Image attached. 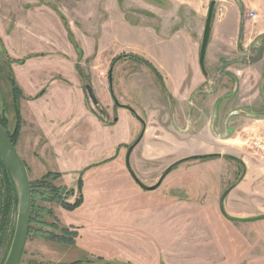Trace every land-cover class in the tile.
<instances>
[{
	"label": "rangeland",
	"instance_id": "374dc122",
	"mask_svg": "<svg viewBox=\"0 0 264 264\" xmlns=\"http://www.w3.org/2000/svg\"><path fill=\"white\" fill-rule=\"evenodd\" d=\"M211 2L204 68L196 76L199 56L198 62L194 56L200 53ZM191 78L198 89L192 98L207 102V107L197 104V132L212 118L207 130L212 138L185 140L182 151L158 153L159 143L152 139L166 116L167 130L188 138L182 136L186 121H179L176 101L163 84L187 86ZM100 80H108L115 114L103 104L107 94L99 95ZM88 106L101 125V119H110V125L103 123V134L112 132L121 143L116 151L52 145L55 135L67 138V131L72 138L90 134L95 121L87 119ZM260 117L264 0H0V121L9 133L22 127L38 145L35 163L50 171L44 175H62L64 185L59 177L47 182L66 189L82 182L77 209L44 204L52 215L43 220L67 229L74 244L50 242L32 232L20 264H264V218L236 222L226 217L264 216V156L251 147L253 139L264 138V130L250 124ZM143 132L147 138L129 156L133 178L125 158ZM144 141L154 151L144 153ZM26 147L27 153L19 151L23 162L29 156ZM184 158L157 188L147 189ZM4 191L0 180L1 201ZM16 212L17 199L15 213H8L0 264Z\"/></svg>",
	"mask_w": 264,
	"mask_h": 264
},
{
	"label": "crops",
	"instance_id": "0c3cea01",
	"mask_svg": "<svg viewBox=\"0 0 264 264\" xmlns=\"http://www.w3.org/2000/svg\"><path fill=\"white\" fill-rule=\"evenodd\" d=\"M198 56L199 55L194 56L195 62H198L197 61ZM205 56H206V54H205ZM198 65H199V63L194 64V66H195L194 73L196 76L199 75V71H200V69H199L200 66H198ZM188 76L186 77V79H188ZM194 81H195V79L193 80L191 78L190 82L188 81L187 86L186 85L185 86L179 85L176 83L175 84H163L164 90H166L167 93L171 96V98L176 101V104H177L176 106H178V110L176 111V109H175V112H176V114L179 115L178 116L179 121H181L182 119H184L186 121L185 122V126H186L185 128H186L187 132H186V134H184L182 136H184V137L187 136L188 138L178 139L177 138L178 136H176L174 133H171L169 130H167V128H166L168 125L167 119L169 117L166 116V118H163V120H162L164 122L162 124L159 123L161 130L159 127L158 131H157L158 134L156 136V139L155 140L152 139V141L159 143V145L155 149L156 152H158V153H165V152L176 153V152L182 151L181 147L183 145V142H186V141L190 142L192 139H195V138H199L200 140H203V139L206 140L207 138L208 139L212 138V133L210 131H207V130H211L212 118L211 119L209 118L208 123H205L203 125V127L200 129L201 131L197 132V129H198L197 121H196L197 104H200L203 107H207V102H206V98H201V99H197L195 97L192 98V95H194L196 93V91L198 90L196 87V81L195 82ZM98 86L100 88L99 95L102 97V96L107 94V96L109 97V98H106L104 96L105 100L102 97L103 104H105L106 106L109 107V111H111L112 114H115L114 113L115 105H114L113 98H111L110 93H109L108 80H105V82L100 80V83L98 84ZM197 100L199 102H196ZM211 107L212 106H208V111L210 113V116H212V114H211L212 108ZM88 108H89V112L87 113V115H88L87 119H90V121L94 120L95 125L98 126V129H94L95 128V125H94L93 129L92 128L90 129L89 135H87V136L82 135L85 137H82L79 134L75 133L72 135L73 136V138H72V137H70V134L72 133V131L66 132L67 138H65V135L59 136V134H57L54 136V138L51 139V144L54 145L58 149H63V150L68 149V150L77 151V152L88 151V150L92 151L93 149H100L102 147L105 150H102V151L100 150L101 152H107L110 149V147H113L114 151H116L117 146L121 145V143H118L115 139L111 138V136L113 135L112 132H111L112 135H111V133H109L111 136L108 134L107 130H106L105 134H103V129H104V128H102V127H104L103 123L105 122L106 124L108 123L110 125V119H107V118L101 119L102 120V125H101L100 121H98L99 117L96 116L95 113L92 112V108H90V106H88ZM168 111H169V107L167 106L164 109L163 114L164 115L168 114ZM204 111L207 112L206 109H204ZM252 120H254V122H252L250 124H255L254 125L255 127H258L259 129L264 130V117H260V118H256V119L254 118ZM117 121H118V118H116V116H115L113 118V123H116ZM245 125L249 126V124L247 122H245ZM145 138H147L146 132H143L142 135L140 136V139H137L139 141L137 142L136 146L138 144H140ZM31 139H33V138L31 137ZM31 139L28 138L27 136H25L24 129L21 127L20 131H19L18 139H17L16 145H15V148H16L18 154H19V151L22 152L23 154L27 153V151L24 150V147L27 146L26 148L29 151V156L26 157L24 155V158H25L24 164L27 168L29 179L31 178L32 175L37 178V177L43 176L47 172H50V171L44 169L42 167V164L35 163L34 156L35 157L38 156V153L36 152L38 145H37L35 140H31ZM112 140H113V142H112ZM142 144H143V146L146 147L144 149L145 150L144 153H147V152L149 153V152L154 151V148L149 147L148 141H144ZM19 156H20V154H19ZM184 159H186V158H184ZM128 161H129V157H128ZM114 163H116V162L114 161ZM125 165H126L127 170H129L127 167L126 158H125ZM62 177L63 176L60 175V177L58 178L59 179L58 182H60L61 185H64L62 183V180H63Z\"/></svg>",
	"mask_w": 264,
	"mask_h": 264
},
{
	"label": "trees",
	"instance_id": "16d2710c",
	"mask_svg": "<svg viewBox=\"0 0 264 264\" xmlns=\"http://www.w3.org/2000/svg\"><path fill=\"white\" fill-rule=\"evenodd\" d=\"M124 56H120L116 58L113 62H116L118 59ZM145 65L150 67V64L145 63ZM0 125L7 132L11 142L13 145H16V141L19 135V125H16L13 129L12 133H9L7 130V124L0 121ZM51 176V177H50ZM58 174L53 175H44L39 181H30L31 185V195H32V209H31V217L28 228V236L33 232L40 237L41 239L56 242L58 244L63 245H73L74 238L68 236L67 229L65 228H57V226L51 222L47 223L43 219V217H50L52 215V211L46 205L47 203H57L64 210L73 211L80 207L83 202L82 192V182L81 179L77 182L76 188L66 189L54 186L47 180H54L58 178ZM54 178V179H53ZM0 180L5 185V191L3 192V201L0 199V210L5 205V209L2 212V216L0 214V248L6 244L7 240V230L8 227L5 226L8 221V213L13 210L15 213L16 207V190L13 184V181L10 177L9 172L7 171L5 165L0 160ZM77 193L78 195L75 197L73 202H69L68 198L72 197ZM2 217V218H1ZM4 217V218H3ZM4 221H3V220ZM6 222V223H4ZM32 224H34L38 229L32 228ZM44 228H48L49 230H43ZM56 231L62 232L64 235L66 234L68 237L64 240L62 234H55ZM27 236V237H28ZM10 241V239H9ZM41 264V263H40ZM70 264H81L77 262H73Z\"/></svg>",
	"mask_w": 264,
	"mask_h": 264
},
{
	"label": "water",
	"instance_id": "95a60500",
	"mask_svg": "<svg viewBox=\"0 0 264 264\" xmlns=\"http://www.w3.org/2000/svg\"><path fill=\"white\" fill-rule=\"evenodd\" d=\"M214 2H211L208 15L205 21V27L203 30L202 35V43L200 47V53H199V65L200 68L203 70V62L206 54V49L208 45V38L210 34V24H211V18H212V9H213ZM87 94L93 104L96 103V99L94 97L93 91L90 87H86ZM137 140L127 151L126 161H127V167L130 171V168L128 166V157L133 150V148L136 146ZM183 159L180 161L175 162L171 166H169L161 175L159 182L150 188H147L149 191L154 190L159 186V184L162 182V180L171 172V170L178 164H180L182 161L187 160ZM0 160L5 165L7 171L10 174V177L13 181V184L15 186L16 190V196H17V212H16V222H15V228L13 237L11 240V244L8 250V253L6 255V258L3 262V264H20V260L23 254L24 246L27 240L28 236V228H29V222L31 217V209H32V195H31V185L30 180L28 176L27 168L20 158L15 146L11 142L7 132L5 129L0 125ZM130 174L133 178H135L132 171H130ZM139 186L143 189H146L143 185H141L138 181H136ZM227 219L231 221L236 222H247L251 221L252 219H260L264 218V216H259L257 218H250L249 219H238L233 217L226 216Z\"/></svg>",
	"mask_w": 264,
	"mask_h": 264
},
{
	"label": "built area",
	"instance_id": "2783aa9c",
	"mask_svg": "<svg viewBox=\"0 0 264 264\" xmlns=\"http://www.w3.org/2000/svg\"><path fill=\"white\" fill-rule=\"evenodd\" d=\"M251 147L264 156V138L257 137L251 141Z\"/></svg>",
	"mask_w": 264,
	"mask_h": 264
},
{
	"label": "flooded vegetation",
	"instance_id": "af4514ba",
	"mask_svg": "<svg viewBox=\"0 0 264 264\" xmlns=\"http://www.w3.org/2000/svg\"><path fill=\"white\" fill-rule=\"evenodd\" d=\"M110 76V75H109ZM114 101V100H113ZM116 103L114 102V105H115Z\"/></svg>",
	"mask_w": 264,
	"mask_h": 264
}]
</instances>
